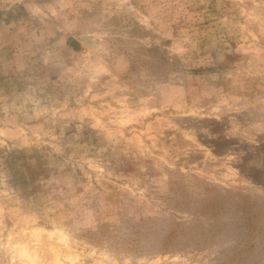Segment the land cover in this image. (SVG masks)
<instances>
[{
    "label": "rangeland",
    "instance_id": "1",
    "mask_svg": "<svg viewBox=\"0 0 264 264\" xmlns=\"http://www.w3.org/2000/svg\"><path fill=\"white\" fill-rule=\"evenodd\" d=\"M0 264H264V0H0Z\"/></svg>",
    "mask_w": 264,
    "mask_h": 264
},
{
    "label": "water",
    "instance_id": "2",
    "mask_svg": "<svg viewBox=\"0 0 264 264\" xmlns=\"http://www.w3.org/2000/svg\"><path fill=\"white\" fill-rule=\"evenodd\" d=\"M84 40V39H83Z\"/></svg>",
    "mask_w": 264,
    "mask_h": 264
}]
</instances>
